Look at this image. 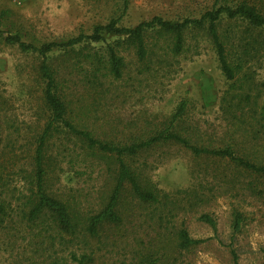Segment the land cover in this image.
Wrapping results in <instances>:
<instances>
[{
  "label": "rangeland",
  "instance_id": "374dc122",
  "mask_svg": "<svg viewBox=\"0 0 264 264\" xmlns=\"http://www.w3.org/2000/svg\"><path fill=\"white\" fill-rule=\"evenodd\" d=\"M240 1L128 0L119 25L133 27L154 17L197 19L220 5ZM245 1L264 13V0ZM120 13L116 0H0V196L8 204L7 215L0 220V264H47L54 259L74 264L67 252L78 243L60 241L48 215L32 222L25 217L36 192V149L49 114L42 101L40 58L5 44L4 38L18 34L35 46L63 42L90 34L93 26ZM244 26L222 21L219 29L228 33L235 47L253 44L245 55L241 49L234 50L245 62L244 71L264 85V34L242 37ZM184 38L181 56L166 51L165 63L144 74L138 73L132 56L126 54V75L120 82L105 84L97 112L91 113L105 136L124 138L146 130L169 117L185 100L184 126L200 143L218 147L234 138L230 123L219 111L220 98L230 83L218 68L210 42L204 32H187ZM47 63L67 93L82 97L87 81L84 67L74 56L52 52ZM43 156L47 194L68 202L82 216L98 210L112 185L103 161L89 155L61 129L52 132ZM132 165L169 196L166 211L178 213L191 238L204 241L187 251L160 250L155 243L157 210L138 204L127 191L122 201L123 223L117 228L105 226L99 240H89L92 264H264L263 175L227 161L195 158L171 144L140 154ZM234 212L241 214L242 223L231 238ZM201 213L215 221V231L198 221Z\"/></svg>",
  "mask_w": 264,
  "mask_h": 264
},
{
  "label": "trees",
  "instance_id": "16d2710c",
  "mask_svg": "<svg viewBox=\"0 0 264 264\" xmlns=\"http://www.w3.org/2000/svg\"><path fill=\"white\" fill-rule=\"evenodd\" d=\"M116 1L121 6L120 15L110 18L105 24L93 26L90 34L81 33L63 42L40 46L26 43L18 34L4 38L5 44L40 58L38 75L43 84L42 101L49 114L36 149V192L30 199L25 217L32 222L48 215L59 232L60 241H77L75 248L67 252L69 261L74 264H92V252L88 253L89 240H99L103 227L117 228L123 223L122 201L127 191L138 204L157 210L155 224L158 232L155 234V243L160 250L170 253L187 251L203 243L204 240L191 238L183 220L177 218L178 213L172 214L171 209L166 211L169 196L145 178L140 167H133L132 161L140 154L161 145H177L188 150L195 158L227 161L237 168L264 176V85L256 83L244 71L245 62L236 56L237 49L234 50L241 49L242 55H245L253 44L238 43L235 47L228 33L219 29L222 21L242 22L245 26L240 36L248 39L252 32L264 34V13L256 5L243 0L220 5L197 19L165 20L154 17L133 27H123L119 22L126 12L128 0ZM187 32H204L221 74L230 83L220 98L219 111L230 123L234 138L218 147L200 143L184 126L187 111L185 100L179 102L169 117L146 130L141 129L124 138L105 136V131L92 121L91 113L97 112L105 84L120 82L126 75L129 67L125 60L126 54L132 56L138 73L144 74L153 66L161 67L165 63L166 51L173 57L181 56L186 48L184 35ZM91 46H101L103 49L89 50ZM52 52L74 56L84 67L87 83L82 97H73L65 91V86L60 85L57 75L47 63L48 55ZM57 129L71 135L83 150L108 167L106 175L112 180L110 190L100 202L98 210L85 216L68 202L44 191V149L52 132ZM7 206L0 196V220L7 215ZM197 219L216 230V223L208 214L201 213ZM241 223V214L234 212L231 238L240 231ZM230 254L235 262L234 250L231 249ZM47 264L65 262L54 259Z\"/></svg>",
  "mask_w": 264,
  "mask_h": 264
}]
</instances>
